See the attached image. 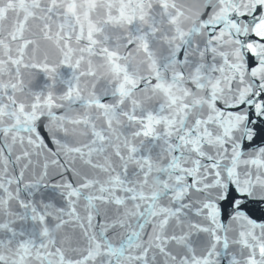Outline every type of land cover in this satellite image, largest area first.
Here are the masks:
<instances>
[{"label":"snow or ice","instance_id":"snow-or-ice-1","mask_svg":"<svg viewBox=\"0 0 264 264\" xmlns=\"http://www.w3.org/2000/svg\"><path fill=\"white\" fill-rule=\"evenodd\" d=\"M0 264H264V0H0Z\"/></svg>","mask_w":264,"mask_h":264}]
</instances>
